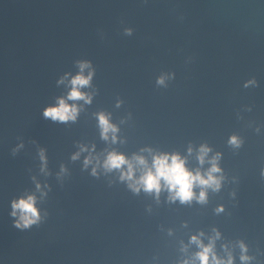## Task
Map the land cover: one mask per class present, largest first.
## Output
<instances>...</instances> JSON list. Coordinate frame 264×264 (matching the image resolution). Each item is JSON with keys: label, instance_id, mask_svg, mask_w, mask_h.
<instances>
[{"label": "water", "instance_id": "obj_1", "mask_svg": "<svg viewBox=\"0 0 264 264\" xmlns=\"http://www.w3.org/2000/svg\"><path fill=\"white\" fill-rule=\"evenodd\" d=\"M61 99L75 119L45 118ZM164 156L204 179L214 162L218 190L145 191ZM28 196L40 220L17 228ZM209 246L264 264V0H0V264H201Z\"/></svg>", "mask_w": 264, "mask_h": 264}, {"label": "clouds", "instance_id": "obj_2", "mask_svg": "<svg viewBox=\"0 0 264 264\" xmlns=\"http://www.w3.org/2000/svg\"><path fill=\"white\" fill-rule=\"evenodd\" d=\"M80 67L82 72L84 68L88 67V65L81 64ZM90 79L91 74H89L88 77H84L82 74L74 77L71 81L72 90L69 93L68 99H85L84 94L79 91V88L87 86L89 84ZM158 83H163V80L158 81ZM58 103L59 107L46 109L44 112V117L50 118L53 121L61 122H65L69 119L74 120L76 112L75 107H70L63 99H61ZM99 119L101 127L103 128L104 133L106 134L111 128V125L108 124L107 119L103 115H101ZM112 130L115 131V129ZM105 138H107L106 135ZM230 142L235 144L236 139L232 138ZM201 151L202 153L206 154L208 150L202 149ZM75 158L76 157H73V159ZM41 159H44L43 151H41ZM136 159L138 160L139 164H145V161L142 158ZM168 159L169 158L167 156L155 158L153 164V167L155 168V173H153L152 171H148L145 175L141 177L140 181H138V183L144 186L145 191L151 192L155 190L157 193H159L161 179L165 181L170 191L175 192L174 198H179L181 202H186L193 198L192 187L194 183H198L199 185L205 187L215 186V188L218 190L220 182L217 178L213 176V173L218 172L219 169L215 166L214 162L213 167L207 174V179H204L199 172H197L195 175L188 172L184 168V163L179 159V157L173 156L171 158V165H169ZM200 159L203 163V156H201ZM85 163L87 164L89 163V161H86ZM125 164L128 165L129 171L127 174H125V176H122V179H131L132 165L123 156L112 153L108 156L107 160L105 161V167L109 170L120 169L121 166ZM37 188H39V185H37ZM204 196L205 194L202 192L200 196L201 201L204 200ZM12 208L13 217H16L17 214H19V219L15 224V227L17 228H29L33 224H37L40 220L39 211L35 207L34 196H28L27 199H20L19 201H14L12 203ZM193 242L198 243L196 237H193ZM210 251L211 247L209 246L207 248H204L203 251L198 254V257L201 260V264H209L208 254ZM243 259H247V257H242V260ZM215 264H223V262L216 261ZM228 264H231V260L228 261Z\"/></svg>", "mask_w": 264, "mask_h": 264}]
</instances>
